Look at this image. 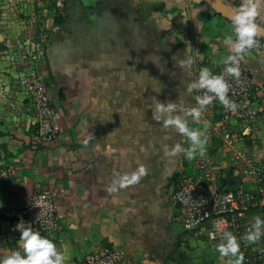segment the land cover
<instances>
[{
    "label": "crops",
    "instance_id": "crops-1",
    "mask_svg": "<svg viewBox=\"0 0 264 264\" xmlns=\"http://www.w3.org/2000/svg\"><path fill=\"white\" fill-rule=\"evenodd\" d=\"M62 2V20H53L55 33L37 67L58 110L60 133L53 143L35 142L34 105L17 72L0 59V259L22 252L10 241L9 214L38 187L52 186L58 189L61 225L54 242L68 257L66 264H82L85 252L103 246L123 250L118 264H179L175 254L185 244L201 263L229 264L230 258L215 251L222 237L205 235L212 221L193 234L176 218L173 175L180 168L194 173L195 159L166 155L173 143L185 148L189 143L153 119V99L193 107L194 93L188 94L186 85L200 69H216L230 54L231 16L241 0ZM43 3L0 0V54L1 44L20 31L14 27L20 15L35 14L34 8L46 14ZM257 23L264 26V8ZM188 57L197 63L184 71L178 63ZM241 62L254 79L251 106L264 105V50H251ZM205 120L197 124L188 117V125L203 130ZM232 124L241 128L236 120ZM207 136L206 155L215 160L218 186L256 191V183L243 175L244 164L229 158L220 135ZM234 148L253 154L264 167V116ZM140 165L149 170L147 176L109 194L119 175ZM257 216L260 211L250 209L245 220L252 225ZM257 244L264 245V237Z\"/></svg>",
    "mask_w": 264,
    "mask_h": 264
},
{
    "label": "built area",
    "instance_id": "built-area-1",
    "mask_svg": "<svg viewBox=\"0 0 264 264\" xmlns=\"http://www.w3.org/2000/svg\"><path fill=\"white\" fill-rule=\"evenodd\" d=\"M56 2L58 6H62L61 0ZM260 44L261 47L258 49L264 50V38L260 39ZM223 67L221 64L211 71L218 75ZM240 67L242 72L240 83L229 80L232 85L229 97L239 105L237 111L233 113L225 109L217 100L205 109L202 117L210 123L207 132H216L220 135L229 158L244 164L243 175L256 183V191L241 186L234 189L219 187L215 160L209 155L203 158L196 157L194 173L178 169L173 183L171 199L180 209L176 218L193 234L199 233L203 223L212 221L205 232L208 239L221 238L223 232L230 229L233 234L241 238L251 227V223L245 220V215L250 209H258L264 219V167L256 163L253 154L234 148L236 141L249 135L250 128L264 116V105L257 108L251 106L255 87L253 76L242 62ZM19 81L22 90L30 97L35 108L36 120L33 131L35 142L44 145L53 143L58 139L60 126L58 110L49 94L45 79L36 67L29 65L21 73ZM194 95H202V93L196 92ZM192 106H196L195 100ZM215 115L218 117L214 119ZM233 120L241 124L240 129L233 128ZM229 194H231V200H228ZM57 198L56 187L44 186L35 189L15 211L9 214L10 241L17 245L22 243L19 241L21 233L15 227L21 221L31 224L34 231L55 241L61 230ZM241 240L244 245V262L246 264L264 263V245L257 243L248 245L243 239ZM122 256V249L103 246L85 252L82 264H118Z\"/></svg>",
    "mask_w": 264,
    "mask_h": 264
},
{
    "label": "clouds",
    "instance_id": "clouds-1",
    "mask_svg": "<svg viewBox=\"0 0 264 264\" xmlns=\"http://www.w3.org/2000/svg\"><path fill=\"white\" fill-rule=\"evenodd\" d=\"M264 8V0H241L237 10L231 16V25L235 39L229 37V53L220 60L224 66L220 74H213L211 69L204 67L199 71L197 80H193L186 85L188 94L201 92L202 95H194L196 106L187 107L176 101L162 102L156 97L153 99L155 105L153 119L161 123L166 130H175L181 136L186 137L189 143L187 148L181 143H173L166 151L169 157H177L181 154L188 160H194L197 156L203 158L207 153V129L210 127L208 121H203V130L191 128L188 125V117L197 123H201V118L206 108L214 101H219L225 109L235 113L239 105L229 97L232 85L229 80L240 83L241 61L247 54L261 47L260 39L264 38V27L257 23V19ZM197 63V58L188 57L179 61L178 66L187 71ZM156 93L162 91V87L154 90ZM180 113H183L181 115ZM168 137H166L167 139ZM87 144V141H85ZM149 170L140 165L131 174L119 175L118 179L107 189L109 194L116 193L121 189L138 184ZM231 200V194L228 196ZM27 225V226H26ZM21 233L19 241L22 243L21 251H12L3 259L0 264H66L68 257L57 248L55 242L42 236L38 231H34L31 224L21 221L16 226ZM264 237V219L257 216L254 223L240 238L248 245L258 243ZM221 243L215 246V251L220 257L230 258L229 264H244V254L241 252L240 240L231 231H224Z\"/></svg>",
    "mask_w": 264,
    "mask_h": 264
},
{
    "label": "rangeland",
    "instance_id": "rangeland-1",
    "mask_svg": "<svg viewBox=\"0 0 264 264\" xmlns=\"http://www.w3.org/2000/svg\"><path fill=\"white\" fill-rule=\"evenodd\" d=\"M56 1L57 0H43V5H46V14L38 15L37 9L34 8L33 11L35 14L29 13L20 15L19 22L14 26L20 29V31L11 33L12 36H10L7 45L1 44L3 50L1 49L0 59L3 60L8 67H11L14 72H17L15 75L17 79H20L21 73L26 70L27 66L30 65L34 68L38 67V63L42 59L51 37L54 35V29L56 28L53 24V20L54 17L60 13L58 11L63 8V3L62 6H58ZM20 12L22 13L23 11ZM11 28L10 26L9 29ZM189 250L190 247L186 244L178 249L175 255L179 259V264H204L197 261L195 255H192Z\"/></svg>",
    "mask_w": 264,
    "mask_h": 264
},
{
    "label": "trees",
    "instance_id": "trees-1",
    "mask_svg": "<svg viewBox=\"0 0 264 264\" xmlns=\"http://www.w3.org/2000/svg\"><path fill=\"white\" fill-rule=\"evenodd\" d=\"M54 20L57 21V22H60V21L62 20V14H61V13L57 14V15L54 17ZM175 178H176V173H174V175H173V183H174V181H175ZM162 264H166V263L163 262ZM245 264H246V263H245Z\"/></svg>",
    "mask_w": 264,
    "mask_h": 264
},
{
    "label": "water",
    "instance_id": "water-1",
    "mask_svg": "<svg viewBox=\"0 0 264 264\" xmlns=\"http://www.w3.org/2000/svg\"><path fill=\"white\" fill-rule=\"evenodd\" d=\"M261 25V24H260ZM262 27H264L263 25H261Z\"/></svg>",
    "mask_w": 264,
    "mask_h": 264
}]
</instances>
